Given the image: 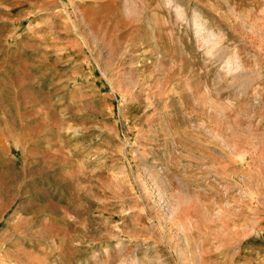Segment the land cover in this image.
I'll return each instance as SVG.
<instances>
[{
	"label": "rangeland",
	"instance_id": "374dc122",
	"mask_svg": "<svg viewBox=\"0 0 264 264\" xmlns=\"http://www.w3.org/2000/svg\"><path fill=\"white\" fill-rule=\"evenodd\" d=\"M0 264H264V0H0Z\"/></svg>",
	"mask_w": 264,
	"mask_h": 264
}]
</instances>
